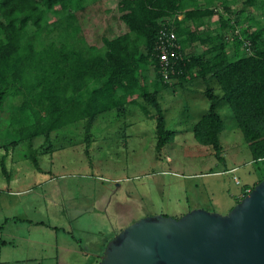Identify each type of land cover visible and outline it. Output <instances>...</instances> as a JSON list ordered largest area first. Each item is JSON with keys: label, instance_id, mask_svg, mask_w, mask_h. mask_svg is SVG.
Returning a JSON list of instances; mask_svg holds the SVG:
<instances>
[{"label": "trees", "instance_id": "1", "mask_svg": "<svg viewBox=\"0 0 264 264\" xmlns=\"http://www.w3.org/2000/svg\"><path fill=\"white\" fill-rule=\"evenodd\" d=\"M96 1L0 0V142L28 143L39 136L48 140L51 133L81 121L88 132L100 115L115 112L120 117L127 107L137 106L154 121L155 151L160 154L174 132L167 127L156 92L141 83L142 71L150 66L158 78L155 86L215 80L221 93L205 89L210 105L193 124V138L222 160L224 127L216 106L226 103L252 160L261 165L259 181L250 190L264 180V26L242 28L229 53L222 32H233L243 11L236 13L234 23L222 15L219 30L212 34L199 28L215 7L201 8L197 0H119L118 19L127 30L103 36L97 46L89 43L80 20L89 2ZM204 1L232 14L229 0ZM169 30L179 48H169L174 54L166 81L156 44ZM240 35L247 41L244 49ZM192 44L204 49L186 56ZM31 161L38 165L35 157Z\"/></svg>", "mask_w": 264, "mask_h": 264}, {"label": "rangeland", "instance_id": "2", "mask_svg": "<svg viewBox=\"0 0 264 264\" xmlns=\"http://www.w3.org/2000/svg\"><path fill=\"white\" fill-rule=\"evenodd\" d=\"M118 1L89 2L82 12L80 20L89 43L102 46L103 36L112 38L126 32L118 19ZM197 4L201 8L215 7L212 8L214 15L204 18L199 32L216 34L222 15L230 17L233 23L238 19L239 24L233 32H222L229 53L234 51V35L237 36L242 28L253 31L259 23L264 26V0L251 3L249 0H229L226 4L232 11L230 15L219 4L208 5L204 0H197ZM238 11H243V16L236 19ZM240 36L244 40V36ZM246 43V40L241 43V49ZM203 49L199 44H192L184 52L186 56L197 55ZM157 81L150 66L142 71L141 83L156 92L167 127L174 132L160 154L155 151L154 121L133 106L127 107L120 117H116L115 112L100 115L88 132L81 121L51 133L47 144L50 143L52 149L45 152V157L53 154L51 172L38 176L29 172V178L33 174L36 183L50 179L43 185V191L42 188L36 189L34 195L37 200L34 217H44L49 227L65 223L66 231L71 229L78 235V230H73L74 224L89 221L69 223L62 214V206H65L69 219L74 216L89 219L91 209L94 212L93 200L108 198L104 212L100 207L96 208L100 212L97 230L93 221L96 240L86 245L84 239L81 245L89 254L94 251L90 244L95 245L105 238L113 239L111 237L117 231L145 217L179 218L195 209L225 215L237 204L240 194L243 197L259 181L261 165L252 160L240 130L234 127L235 121L226 103L216 106L224 127L220 134L222 160L214 157L209 146L200 145L193 138V124L208 112L210 105L204 96L205 89L221 93L215 80L183 79L180 83L169 80L168 87L155 86L153 82ZM4 115L7 120L8 114ZM41 138L45 137H39L34 145L41 144ZM20 153L14 155L19 164L23 162ZM3 154L5 161L7 152L0 151V166ZM25 155L29 165L34 164L31 157H35L42 167L49 164L36 150L28 149ZM9 165L8 160L3 164L5 167ZM65 264L69 262L65 261Z\"/></svg>", "mask_w": 264, "mask_h": 264}, {"label": "water", "instance_id": "3", "mask_svg": "<svg viewBox=\"0 0 264 264\" xmlns=\"http://www.w3.org/2000/svg\"><path fill=\"white\" fill-rule=\"evenodd\" d=\"M98 264H264V180L225 215L195 209L134 221Z\"/></svg>", "mask_w": 264, "mask_h": 264}, {"label": "crops", "instance_id": "4", "mask_svg": "<svg viewBox=\"0 0 264 264\" xmlns=\"http://www.w3.org/2000/svg\"><path fill=\"white\" fill-rule=\"evenodd\" d=\"M39 137L29 143H13L12 139H10L12 144L9 140L0 143V151L5 153V147L8 148L5 161L3 158L5 154H3L1 162L3 164L7 160L10 162L8 167L0 166V264H61L62 262L65 264V261H68L69 264H98L112 239L105 238L100 243L96 242L95 245L90 244V248H94L91 254L86 247L85 249L81 248V245L84 239H86V245L96 240L93 221L96 223L97 230V219L100 216V212L96 208L100 207L104 212L103 210L108 205V198L104 196L93 200L94 212L91 209L89 219H79L78 216L69 219L65 212V206H62V214L65 215V220L69 223L72 224L78 220L89 221L88 223L79 221L74 224L73 230L77 229L78 235L71 229L66 231L65 223L64 225L55 223L49 227L44 217H34L35 202L37 201L34 197L36 189L42 188L43 191V185L50 179L36 183L33 174L31 179L29 178V172L36 176L44 175L51 172V168L54 166L53 154L45 157V152L52 149L50 148L51 144H47V139L41 138V144L34 145ZM22 146L25 148L23 147V149ZM59 148L64 149L63 146ZM28 149L38 151L41 158L47 159L49 164L46 167L39 164L37 166L29 165L28 156L25 155ZM18 151L21 152L20 158L23 161L20 164L14 156ZM241 197L240 194L239 199ZM38 199L41 200L42 197H38ZM121 215L119 213V216ZM113 236L111 238H114ZM87 256L90 258L88 259Z\"/></svg>", "mask_w": 264, "mask_h": 264}, {"label": "built area", "instance_id": "5", "mask_svg": "<svg viewBox=\"0 0 264 264\" xmlns=\"http://www.w3.org/2000/svg\"><path fill=\"white\" fill-rule=\"evenodd\" d=\"M169 48L178 49L179 46L176 42V35L173 30L162 33V38L156 44V51L160 62L161 72L164 80L169 81V73L171 69L170 56L174 51Z\"/></svg>", "mask_w": 264, "mask_h": 264}]
</instances>
